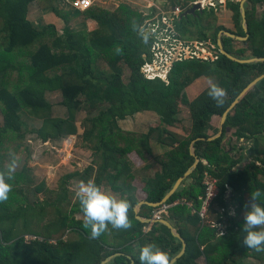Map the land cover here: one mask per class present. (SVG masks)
I'll return each mask as SVG.
<instances>
[{"label": "trees", "instance_id": "obj_1", "mask_svg": "<svg viewBox=\"0 0 264 264\" xmlns=\"http://www.w3.org/2000/svg\"><path fill=\"white\" fill-rule=\"evenodd\" d=\"M158 2L164 11L181 7L179 21L173 22L178 38L209 40L217 46L218 35L225 28L219 26L218 12L213 7L187 14L191 9L189 0ZM259 5L264 6V0H248L245 5L249 34L246 41L222 39L229 54L241 59L264 58V11L259 16ZM227 9L232 13L236 34L246 37L240 3L228 0ZM74 16L95 22V29L71 30ZM0 23V172L6 174V182L12 185L8 199L0 202V264H102L116 254L123 256L110 264H130L126 259L132 251L129 243L142 237L145 225L134 219L130 209L131 228L113 229L109 224L106 231L93 237L91 229L84 227L80 201L73 203L70 184L91 179L118 200L131 195L137 159L149 154V139L156 135L160 144L178 143L172 151L154 159L161 174L152 186L143 189L147 203L159 204L193 165L189 155L191 143L216 135L213 119H221L244 89L264 74V62L240 64L220 53L215 61L175 62L166 80L147 79L141 67L151 62V39L142 33V14L126 4L113 10L93 5L81 12L65 7L63 0H0ZM199 81L208 82V87L197 89L194 84ZM212 84L224 90L222 104L208 95ZM48 94L62 96L68 118L48 116L52 111ZM178 102L187 107L189 130L181 126ZM144 112L156 114L161 125L147 135L118 128V121ZM22 114L39 120L41 129L32 132ZM170 129L180 130L184 137L177 139ZM229 132L251 145L253 163L242 167L248 159L234 148H223ZM29 135H37L44 144L75 138V151L90 153L94 161L84 173L65 176L57 191L49 190L42 182L34 193L44 194L47 199L31 202L28 192L35 184V176L29 168ZM263 144L264 79L228 113L221 138L196 142V157L210 169L200 162L190 176L192 184L180 189L166 203L185 202L168 211L186 244L184 256L175 264H247L249 260L264 264V251L243 244L244 214L251 192L261 190L258 203L264 206V150L259 151ZM13 155L17 167L8 179ZM205 171L217 180L218 189L208 211L210 222H202L198 216L205 197ZM121 179H125L123 188L117 185ZM126 200L132 207L136 203L132 195ZM186 203L192 205L194 213ZM232 208L235 214L231 217ZM153 211L144 206L141 217L149 219ZM160 228L165 238L154 242L146 238L141 248L154 243L173 260L181 251V244L166 228ZM156 230L151 229L149 238ZM27 236L42 242L26 244ZM72 236L77 240L69 239ZM64 237H68L67 241ZM141 248L132 255L134 264H140Z\"/></svg>", "mask_w": 264, "mask_h": 264}, {"label": "rangeland", "instance_id": "obj_2", "mask_svg": "<svg viewBox=\"0 0 264 264\" xmlns=\"http://www.w3.org/2000/svg\"><path fill=\"white\" fill-rule=\"evenodd\" d=\"M161 1L158 2V0H148V3L146 4L145 2L143 8H142L143 5L141 4L143 3V0H121V1L119 0H108V1L93 0V4L97 5V4L102 3V6H104V8L106 9L111 8L112 10L115 9L119 4H126L130 6L132 10L137 11L140 14H142V13H147L148 10H151V6L155 7L156 6L155 4H157V2L160 4ZM196 1L204 2V0H191V3L194 4V2ZM234 1L238 2L239 0H234ZM152 3H154V5ZM204 4H206V2ZM207 4L209 5L211 3L209 2ZM214 6L216 5H213V8ZM263 11H264V6L259 5L258 6L259 16H261ZM79 18L80 16L73 17V22L70 24L71 30H79V28H81V25L78 26V23L81 22ZM176 21H179L178 18L176 19ZM0 28H1V23H0ZM186 41H192V40H186ZM194 85H196V87L201 85L202 88H205V87H208L209 84L208 82L203 81V83L197 82ZM47 100L50 103L51 110H52L51 113L48 114L49 117L64 118V119L68 118L69 112L67 108L63 105V99L60 94H53V95L48 94ZM182 100L183 99H180V101ZM178 103L181 104V102H178ZM186 108L185 106H182V104L180 105V112H181L180 117L184 115L185 117H187V120H188V116H186V113H187ZM22 119L28 125V127L30 128L32 132L36 133L38 130L41 129L42 123L39 120L37 121L35 119H32L26 114H22ZM220 120L221 119L219 118L213 119V126L216 127L217 130L220 124ZM232 133L233 132H229L225 135L223 148L226 151L231 150L233 148L237 151H240V153H242L244 157L248 159L246 160L247 161L246 163L242 164V167L249 165V163H253L254 157L253 156L251 157L250 152H249L251 145L245 142L244 140L242 141L237 140V138L233 136ZM216 135H217V131H216ZM75 144H76L75 139H70V140L68 139L60 143L59 142H53V143L49 142L47 144H44L37 138V135L28 136L27 145L30 147V153H31L29 168L33 170V174L35 176V184L32 187L31 191L28 192L29 199L31 202H35L37 200L38 201L40 200L41 202H43L45 199H47L46 195L44 194H39L36 196L34 193L35 187L37 188L43 181L46 182V186L48 187L49 190L57 191L58 185L60 184V181L63 177L76 173V172L84 173L87 170L88 166L91 164L90 153L84 152V151L83 152L74 151ZM241 148L244 149V152L241 151ZM263 150H264V144L260 146L259 151L262 152ZM80 183L81 182L79 181H75V182H72L69 186L70 193L72 194L73 203H77L79 201L75 193L78 190V186ZM228 197L230 198V195ZM230 216L232 217L234 215L230 214ZM77 217L79 220L83 219L82 216H77ZM223 229L224 227L220 228V232H223ZM69 239L74 240V241L77 240L75 236L74 237L72 236ZM245 263L257 264L256 262L250 261V260L246 261Z\"/></svg>", "mask_w": 264, "mask_h": 264}, {"label": "built area", "instance_id": "obj_3", "mask_svg": "<svg viewBox=\"0 0 264 264\" xmlns=\"http://www.w3.org/2000/svg\"><path fill=\"white\" fill-rule=\"evenodd\" d=\"M65 7L72 10L84 12L92 7L93 0H63ZM154 5V3H152ZM199 4L201 8L213 7L211 4H201V1L194 2L193 5ZM151 6V10L147 13H142L143 26L142 33L151 39V62H145L141 67V72L147 79H162L166 80L167 75L175 62L183 60L198 59L202 61H215L218 59L220 50L218 45L215 46L210 41H186L177 37L173 22L182 13L181 7L174 6L168 11L162 10L160 7ZM153 7V8H152ZM159 9L155 13L154 9ZM170 24V25H169ZM202 165L208 170L210 167L204 161ZM202 186L204 188L205 197L202 200V206L198 216L202 222L207 219L208 211L218 195L217 180L214 179L208 171L203 173ZM170 205L161 204L152 212L151 223L146 225L142 232L148 234L155 224L162 223L167 216ZM42 242V239L33 236L24 238L26 244L32 242ZM53 244L55 242H52Z\"/></svg>", "mask_w": 264, "mask_h": 264}, {"label": "clouds", "instance_id": "obj_4", "mask_svg": "<svg viewBox=\"0 0 264 264\" xmlns=\"http://www.w3.org/2000/svg\"><path fill=\"white\" fill-rule=\"evenodd\" d=\"M208 95L217 104H222L225 92L218 85L212 84ZM16 167L17 160L13 155V159L8 165V179L12 178L11 173L15 171ZM11 191L12 185L6 182V174L0 172V202L6 201ZM75 194L80 201L84 217V227L91 229L93 237H98L106 231L109 224L113 229L127 230L132 227V222L129 218V211L132 207L131 203L126 199L118 200L116 196L102 191L101 187L97 186L94 180L90 179L87 183L81 182ZM261 195L260 189L251 192L250 200L246 205L243 224V231L246 233L243 244L247 248L255 249L258 252L264 251V206L258 203ZM230 214L234 215L235 211L232 210ZM149 221L151 223V219ZM156 225L158 224L154 226ZM171 259L167 251L161 250L154 243L146 244L140 249V264H171Z\"/></svg>", "mask_w": 264, "mask_h": 264}, {"label": "crops", "instance_id": "obj_5", "mask_svg": "<svg viewBox=\"0 0 264 264\" xmlns=\"http://www.w3.org/2000/svg\"><path fill=\"white\" fill-rule=\"evenodd\" d=\"M106 1H108V0H106ZM119 1H121V0H119ZM189 1L191 2V0H189ZM145 2L147 4L148 3V0H143V3H141L143 5L142 8L144 7ZM204 2H206V4L210 2V3H213V5H216V6H214V8H215L214 9V12H218L217 14L219 16V26H223L225 28L224 31H230V32H233V33L236 34V32H237L236 25H235V23H234V21L232 19V16H231L232 13L227 9V1L226 0H204ZM238 2L240 3L241 0H239ZM97 5L98 6L100 5V7H103L104 8V6H102V3L97 4ZM191 6L193 7L194 5L191 3ZM207 9H209V8H207ZM109 10H112V9L109 8ZM201 11H199V12H201ZM83 22L84 21H81V22L78 23V26L81 25V28H79V30L82 29V28H84V27H87L88 30H93L96 27V24L93 21L88 20V21H85L84 23ZM218 37H219V35H218ZM198 83H203V81H199ZM200 88H202L201 85H199L197 87V89H200ZM186 116H188V112L186 113ZM179 118H180L181 126L184 128V130H189V128L191 126L189 116H188V120H187V117H185L184 115L181 116V117H179ZM160 125H161L160 118L156 114L151 113V112L139 113V114H136L135 116H133L131 118L125 119L124 121H118L117 122V126H118V128L120 130H122L124 132H128V133H134V134H140V135H147L150 130L155 129V128L159 127ZM219 126H220V124H219ZM218 130H219V127H218ZM218 130H217V133H218ZM169 131L177 139H180L181 140V138L184 137V133H182L178 129H170ZM180 132L182 133V135H181ZM215 136L216 135H214L212 138H214ZM156 137L157 136L154 135L153 138L149 139V142H148L149 154L142 155V158L140 160L137 159L136 168H135L136 171L134 172V175H133L134 178H135L134 183H133L134 191L132 192L131 195H132V197H134L136 199V203L133 205V207L131 208V210H132V214L134 216V219L136 221H138L142 225H147L146 224V221H149L151 219V216H152V214H151V216L149 217V219L148 218L145 219V218L141 217V208L144 207V206L149 207L148 206L149 203H147L145 201V196H144V193H143V189H145L147 186L148 187L149 186H152V183H154L153 181L156 179V177L158 175L161 174V169H160L159 166H157L154 163V159L155 158H158V157H160V156H162L164 154L169 153L170 151H172L178 145V143H175V144H172L171 143V145L160 144L157 141V138ZM72 139H75V138H72ZM194 145L192 147L190 145V147H189V155L191 154V152H193L194 155H195ZM51 148H53V147H51ZM190 157H191V155H190ZM93 161H94V159L91 156V165H92V162ZM200 162H202V161L199 160V163ZM184 175H183L182 178H184ZM190 176L187 179H184L183 180V182L180 184V186L178 187V189L176 190V192H178L180 189H186L188 186H190L192 184V179L190 178ZM182 178H180V179H182ZM177 181L174 183V185L172 186V188L170 189V191L165 195V197L172 191V189L175 186V184L177 183ZM43 182H45V181H43ZM124 182H125V179H121L117 183V185L119 187L123 188ZM131 195H129V196H131ZM129 196L126 195L125 197H123V199L129 198ZM163 199H162V201H163ZM184 203L185 202H183V201H177V202L173 203L172 205H170V209L173 208V207H175V206H177V205H181V204H184ZM151 205H158V204H151ZM186 206L188 207V209L190 211H192V213H194L191 204L186 203ZM149 208H152V207H149ZM152 209L154 210V208H152ZM207 219H208V221H206V222H210L211 221V218L208 217V216H207ZM162 223H166L167 225H162ZM162 223L154 226V228L157 229V230H156V233H154L150 238H149L150 232L148 234H143V232L141 231L142 232V237L140 239L133 240V241H131L129 243L130 249H132V251H131V254H129V257H126V259L128 261H130V264H134V262L132 260V257H133L132 255H134L139 250V248H141V243H144L142 240H146V238H147L146 241L154 242V241H156L159 238L160 239L161 238H165V237H163L165 234L161 230V228H160L161 226L164 227V228H166L169 231V233H170V235H171V237L173 239H175V238L173 237L172 232L175 233V234H178L180 236V234L178 232V229L176 227V222L174 220H171L169 218V213H167V216L164 217ZM168 226L169 227H172V230L169 229ZM180 238L182 239L181 236H180ZM67 239H68V237H64V241H67ZM175 240H176L177 243L181 244V251H182V249H183L182 243L179 240H177V239H175ZM183 242L185 244V241L184 240H183ZM112 243L114 244V240L112 241ZM185 250H186V244H185ZM181 251L179 252V254L181 253ZM184 254H185V252H184ZM116 255L123 256L121 254H116ZM177 256H175L174 258H176ZM110 262L108 264H110ZM199 262H200L199 264H201L202 261H199Z\"/></svg>", "mask_w": 264, "mask_h": 264}, {"label": "water", "instance_id": "obj_6", "mask_svg": "<svg viewBox=\"0 0 264 264\" xmlns=\"http://www.w3.org/2000/svg\"><path fill=\"white\" fill-rule=\"evenodd\" d=\"M248 0H241L240 2V12L242 15V19H243V28L247 34L246 37H240L237 34L230 32V31H222L221 34L219 35L218 39H217V45L218 48L220 50V53L223 54L224 56L228 57L229 59H231L232 61H235L237 63L240 64H252V63H256V62H264V58H252V59H241L240 57L234 56L229 54L225 49H224V45H223V38L224 37H228V38H232L235 40H240V41H244L247 40L249 38V34H248V23H247V14H246V8L245 5L247 3ZM201 6L199 4H195L190 10L187 11V14H194L196 11H201ZM264 79V74L259 76L257 79H255L247 88L244 89V91L238 96V98L231 104V106H229L226 111L223 113L221 120H220V126H219V130L217 135L214 138H210L209 140H204V139H199L196 140L194 142H192L191 147L196 143V142H212L215 141L219 138H221L222 134H223V127H224V123L226 121L227 115L230 111H232L238 104L239 102L244 98V96L252 89L254 88L258 83H260L262 80ZM191 157L194 159V163L191 166V168L186 172V174L184 175V178L180 179L177 181V183L175 184V186L173 187L172 191L163 199V201L160 204H165L169 198L176 192V190L178 189V187L180 186V184L183 182L184 179H187L190 175H192V173L195 171V169L197 168L198 164H199V159L194 155L193 152H191ZM188 182V181H187ZM230 191V190H229ZM160 204L158 205H151L148 204L149 207H152L154 209H156ZM150 223V221H146V224ZM162 225H167L166 223H162ZM169 229L172 230V227H169ZM173 237L177 240H179L182 243L183 249L181 251V253L174 258L173 260H171V264H175L183 255L185 252V244L183 242V240L180 238V236L178 234L173 233ZM120 255H114L111 256L109 258H107L102 264H108L110 261H112L113 259L119 257Z\"/></svg>", "mask_w": 264, "mask_h": 264}, {"label": "bare ground", "instance_id": "obj_7", "mask_svg": "<svg viewBox=\"0 0 264 264\" xmlns=\"http://www.w3.org/2000/svg\"><path fill=\"white\" fill-rule=\"evenodd\" d=\"M202 4V3H201Z\"/></svg>", "mask_w": 264, "mask_h": 264}]
</instances>
